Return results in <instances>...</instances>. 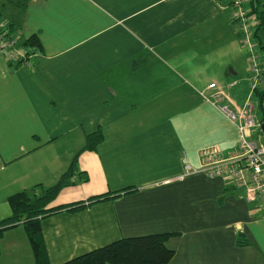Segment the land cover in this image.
<instances>
[{
  "label": "crops",
  "instance_id": "obj_1",
  "mask_svg": "<svg viewBox=\"0 0 264 264\" xmlns=\"http://www.w3.org/2000/svg\"><path fill=\"white\" fill-rule=\"evenodd\" d=\"M1 2L0 26L42 50L16 45L21 62L0 51V222L11 196L56 185L78 156L49 208L91 205L41 220L51 264L151 234L170 235L169 264H264L261 203L226 178L185 173L202 149L227 158L238 146L237 126L206 95L237 106L255 96L233 0ZM98 130L102 142L84 151ZM0 249L2 264H36L23 224Z\"/></svg>",
  "mask_w": 264,
  "mask_h": 264
},
{
  "label": "built area",
  "instance_id": "obj_2",
  "mask_svg": "<svg viewBox=\"0 0 264 264\" xmlns=\"http://www.w3.org/2000/svg\"><path fill=\"white\" fill-rule=\"evenodd\" d=\"M232 3L236 8L234 18L238 25L241 24L242 43L249 52V71L252 74L255 96L250 93L249 99L242 106H237L224 92L206 99L237 126L238 146L235 153L227 158L221 156L217 146L202 149L199 152L200 166L193 169L187 165L185 173H204L211 178H226L245 190L247 201L260 202L264 208V141H259L264 135V118H258L256 114L257 109L264 114V59L257 53L258 45L255 40V28L260 25V20L252 13L249 0H233ZM17 42V38H6L0 33V45L11 49L9 59L21 62L22 57L14 50ZM257 98L259 101H256Z\"/></svg>",
  "mask_w": 264,
  "mask_h": 264
},
{
  "label": "trees",
  "instance_id": "obj_3",
  "mask_svg": "<svg viewBox=\"0 0 264 264\" xmlns=\"http://www.w3.org/2000/svg\"><path fill=\"white\" fill-rule=\"evenodd\" d=\"M248 5L252 13L257 15L261 22L260 29H264V0H249ZM11 28L16 30L17 25L12 24ZM11 28L10 30H12ZM10 30L9 28L3 29L0 26V33L5 35L6 38H14L16 34ZM17 48L42 50L40 39L37 36H32L23 41L20 40L19 43L17 42ZM103 137V133L100 130L89 134L87 136V144L83 150H96L98 144L102 142ZM77 159L78 156L74 158L69 172L56 185L44 188L41 193L24 191L14 194L9 198L11 216L0 222V240L8 228L23 224L35 253L36 264H51L43 244L41 220L60 210L63 211L69 208L72 211H77L91 205V203L87 205L84 203H75L71 207L64 209L61 208L62 206L59 208H49L59 196L61 190L73 183ZM79 175L83 181L87 180V177H83L82 173ZM104 198L100 197L99 200ZM97 199L96 197L94 201ZM169 236V234H151L124 238L63 264H169L175 255L174 251L167 245ZM0 264L2 263L0 262Z\"/></svg>",
  "mask_w": 264,
  "mask_h": 264
},
{
  "label": "rangeland",
  "instance_id": "obj_4",
  "mask_svg": "<svg viewBox=\"0 0 264 264\" xmlns=\"http://www.w3.org/2000/svg\"><path fill=\"white\" fill-rule=\"evenodd\" d=\"M1 0H0V11L2 10V8H1ZM232 7L236 10V8H235V4L234 3H232ZM242 9V8H241ZM6 11H7V9H3L2 11H1V13H4L5 15H6ZM5 15L4 16H2V18L4 19L5 18V20H8V17H5ZM257 16V15H256ZM259 19V18H258ZM9 21V20H8ZM233 21L237 24V20H236V18H234L233 19ZM239 23V22H238ZM238 25V24H237ZM239 25H241L240 23H239ZM238 25V27H239V29H240V26ZM260 26V25H259ZM257 27V28H255V40H256V42H257V45H258V50H257V53L259 54V56L261 57V58H264V29H260V27ZM240 34H241V42H242V33H241V29H240ZM246 46V45H245ZM244 47V46H243ZM4 47L2 46V45H0V51L3 49ZM244 49L246 50V55H247V57H249V52H248V49L246 48V47H244ZM18 50H21V49H18ZM21 57H23L22 55H20ZM35 58V61L39 58V57H34ZM28 65H30L29 63H28ZM244 79H246V80H248V79H250L251 80V84H252V74L250 73V71L248 72V74H247V77H244ZM225 92H228V93H230L229 91H225ZM210 95H211V93H209L208 95H206V97H209V98H212V97H210ZM205 100V99H204ZM256 101H259V99L257 98V100ZM244 103V99H242V100H240L239 101V104L240 105H242ZM256 114H257V116H258V118H264V114L260 111V110H256ZM224 125V124H223ZM228 127H232L231 126V124L229 123V121H228ZM235 139V143H237L236 142V131H235V129L234 130H230V133H229V135H228V141H233ZM260 140V143H262L263 141H264V135H263V137H260L259 138ZM235 146H236V144H235ZM229 148H231V147H229ZM229 148H227V150L229 149ZM231 150V149H230ZM232 153V152H231ZM229 154H230V152H228V151H226V150H223V155H224V157H228L229 156ZM38 190V188H36V190L35 191H37ZM38 193V192H37ZM17 194V193H16ZM87 204H89V203H86V205ZM2 259H1V257H0V261H1Z\"/></svg>",
  "mask_w": 264,
  "mask_h": 264
},
{
  "label": "water",
  "instance_id": "obj_5",
  "mask_svg": "<svg viewBox=\"0 0 264 264\" xmlns=\"http://www.w3.org/2000/svg\"><path fill=\"white\" fill-rule=\"evenodd\" d=\"M263 129H264V125H263Z\"/></svg>",
  "mask_w": 264,
  "mask_h": 264
},
{
  "label": "bare ground",
  "instance_id": "obj_6",
  "mask_svg": "<svg viewBox=\"0 0 264 264\" xmlns=\"http://www.w3.org/2000/svg\"><path fill=\"white\" fill-rule=\"evenodd\" d=\"M260 25H261V22H260Z\"/></svg>",
  "mask_w": 264,
  "mask_h": 264
}]
</instances>
